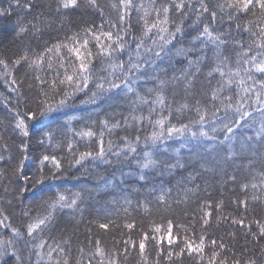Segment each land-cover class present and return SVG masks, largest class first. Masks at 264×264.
<instances>
[{"label":"trees","instance_id":"obj_1","mask_svg":"<svg viewBox=\"0 0 264 264\" xmlns=\"http://www.w3.org/2000/svg\"><path fill=\"white\" fill-rule=\"evenodd\" d=\"M208 1L205 0L206 3ZM179 2L180 0H133V8L129 11L127 18L132 27L131 34L125 37L128 41L126 50L114 54L120 55L121 59L115 57L113 61L117 63L123 61L127 65L129 55L135 57L136 41L133 37L141 35V17L145 10L150 13L148 19L151 20L155 18L152 12L153 6L159 7L167 4L170 6L171 20L179 23L181 19H184L174 8V4ZM223 2L224 0H217L214 8ZM10 3L11 0H0V8H7ZM23 3L24 0H21V4ZM32 3L35 7L31 11L14 7L10 16L0 17V59L8 61L10 70L18 82L23 81L18 84L19 89L24 94L27 106L34 109L37 101L44 98L40 95L39 89L41 87L48 89L47 84L41 85L34 77L40 75L42 79L52 81L56 70L59 69L57 56L48 54L52 56L53 68L48 69L45 66L39 71L28 68L26 63L14 66L11 63L12 60L26 51L32 58L36 53L43 52L58 42L71 46L70 38L74 35L80 41L88 39L89 48L96 53L98 50L95 47V40L85 34V29L91 27L94 31L99 30L100 25L103 24L104 30H108V22L117 21L123 9L119 0H97L98 9L82 3L79 8L62 10L60 13L56 12V0H32ZM184 3L186 7L183 11L189 13L188 18L184 19V32L178 34L173 44L168 46L167 55H164L162 59L152 58L154 62L144 65L140 72L134 74L129 80L134 92L128 93L124 84L121 83L119 89L105 91L103 95L98 96L95 103L81 104L80 100L87 99L85 92L91 95L92 91H96L95 84L99 82L100 77L113 80L121 75L119 69L114 75L111 74L112 69L108 67L109 62L106 57L94 56L91 61L92 81L88 89L79 93L68 106L49 113L30 124L27 152L29 158L24 160V166L20 171H17V168L24 156L20 145L25 138L18 131L13 130L14 114L9 111V108L16 106L18 99V93L10 91V88L17 87V85H11L10 77L5 75L6 70L3 65H0V157H2L0 171L3 172V175H0V210L10 217L8 223L25 233L24 239L20 240L15 248L16 255L20 259L17 260L16 255H12L13 249L10 248L9 255L0 258V264H5V261H8V264H55L57 258L62 260L63 256L58 250L53 253L52 261H49L46 255L47 246L43 249L32 247V243H39L41 237L53 247L59 243L66 249L70 248L71 264H76L77 259H83L87 264L90 258L92 264H97V260L101 259L99 256H93L96 251L97 238L100 240V247L107 254L104 258L105 264L113 252L118 254L116 257L118 264H156L157 260L159 264H207L212 252L210 245L212 239H216L218 243L222 241L231 250L224 251L223 255L239 259H247L251 256L257 260V264H264V257L260 255L258 245L252 241L250 235H246L247 229L231 222V217H246L245 224L253 221L251 223L253 231H258L255 220L264 223V184H262L264 177L261 175L264 173V161L260 155V146L264 145V135L257 136V133L261 132L260 123H264V116L261 115V111H257L260 105L255 103V95L250 94L245 97L246 103L243 110L251 112V116L241 120L239 125L234 123L239 119L235 106L240 97L244 96L242 89L238 86L239 77H233L234 82L230 85L224 84L222 90L217 93V98H212L213 91L220 88L227 77L222 79L217 72H213L211 76L207 75L216 63L213 56L214 46L211 44L203 50L207 58L201 63V70L196 73L190 86L186 88V82L183 79H173L174 76L180 77L185 69L195 72V67H189L188 58L194 59L201 55L199 50L189 52L187 56L183 54L193 47L192 37L197 35L198 30L203 26L199 23L196 27H191L193 21L196 20L199 0H184ZM113 4L117 7L113 8ZM216 9L220 10L218 7ZM229 11L227 7L223 12L219 11L218 17L223 16L224 23H220L218 19L215 28L218 31H224L231 25L229 39L241 40L244 48L232 44L225 47L224 54L229 57V66L224 68L225 72L229 70V67L235 70L238 66L237 60L242 59L243 51L249 45H252V51L248 53V56L261 51L254 47L253 42L256 37L243 30L245 24L248 21H256L257 16L241 14L230 22L227 19ZM41 12L43 16L40 21H35L33 18ZM258 14L259 10H257ZM18 16L24 17V23L28 20L38 23L41 30L37 32L29 26L30 31L18 38L16 36ZM201 19L207 22L208 14L206 13ZM236 23L241 25L240 30L235 28ZM252 30L258 31L255 28ZM145 45L151 46V39H145ZM195 47L199 49V44L197 43ZM237 53L241 56L238 57ZM61 55L65 57V66L68 67L70 73L69 60L74 61L75 58L69 55L66 48L61 49ZM241 66L246 67L242 64ZM59 71L62 78L64 70L59 69ZM241 75L243 76L244 73L242 72ZM252 75L257 83L253 84L252 80H246L245 87L252 86L259 90L258 82L264 80V74L253 71ZM161 80L165 82L162 88L165 105L162 109L159 105L151 103L156 97L155 90L160 89ZM116 82L120 83V80ZM29 85L32 87L30 88ZM107 87L108 85L105 84V88ZM150 88L154 89L151 93L148 91ZM138 97H144L148 102L145 103ZM60 98L59 94H55L50 103L55 104ZM185 104L187 107L182 108ZM228 104H232L233 107L227 108ZM151 107H155V111L151 113L152 123L148 119L133 120V116L149 117ZM197 107L201 109V112L206 111L207 113L202 124L196 112ZM20 108L21 111L25 110L23 102ZM179 109L182 110L178 111ZM216 109L219 111L217 112ZM161 116L168 117L166 127L169 125L179 127L187 124L191 131L199 133L203 129L215 139H207L199 135L192 137L191 131H185L183 134L174 133L171 138L158 141L155 146L149 143L145 147L143 138L150 136L154 130V121ZM104 121H107L109 126L119 122L120 127L109 133L104 127ZM225 124L233 128L232 133L226 131ZM213 128L216 129L215 132L212 131ZM89 129L95 133L94 136L75 135V133ZM49 130L53 132L54 138L51 141L43 138L44 142L41 144L39 141L43 132ZM101 132L104 133L106 149L109 140L113 142V151H118L124 145L122 137L127 136L134 139L136 135H139L141 155L145 150L153 151L154 155L161 159L172 162L179 159L185 167L174 169L170 173L165 171L163 175H160L158 171L145 170L148 179L140 181L135 165L130 167L127 162L123 161L117 163V158L110 153L106 159L111 163H105L103 159L92 158L86 159L80 165L70 163L73 161V155L68 151V142H73V150L77 156L84 151L95 153L98 151ZM225 135L229 137L228 140H225ZM246 137L252 139L249 140ZM240 138L247 141L249 151L237 148ZM230 145L235 155L228 159ZM251 145L257 146L254 149L256 155L252 154ZM43 154L55 155L61 159L62 169L58 172L51 165L46 164L43 183H36L41 176L38 159ZM205 167L211 170L206 171ZM121 172L131 173V175L121 176ZM190 173L192 178H189ZM233 176L234 180L231 179ZM24 177L28 179L25 180ZM252 184H256L257 188H252ZM243 185H248V187L244 188ZM21 188L24 189L22 193ZM189 189L192 191H188ZM76 193L80 194L77 207L61 209L57 206L52 223L42 233L38 231L32 243H26L30 239L26 235L27 223L37 216L46 215L50 210L49 204L56 199L58 194L65 195L70 201L75 198ZM160 195H164V202L158 199ZM253 196L258 199L253 200ZM208 200L212 201V216L209 225L202 228L200 208L202 203ZM220 200H223L224 205L221 210L217 211L215 206ZM241 200H246L247 211L243 205L239 204ZM25 211L29 213L28 216L23 215ZM218 217L221 218L219 222H217ZM223 217H228V219L225 220ZM169 220L173 223L172 234L178 237L177 242L169 246L165 241L163 244L165 251L157 256V248L149 240L146 243L145 261L139 254V240L144 233L151 236L157 225H162L166 229ZM109 221L112 223L109 224L107 230L98 227V223H109ZM127 223H133L134 227L128 229L125 227ZM89 228L91 233L88 232ZM193 233H195L194 236ZM201 234L206 237L203 261L197 253L189 255L187 251L181 256L173 255L171 260L167 258L169 249L179 252L184 246L185 236L195 239L198 243ZM0 238L5 240L12 238L11 230L0 227ZM129 238L135 240L137 246L133 248L130 244L127 245L128 253L125 254L124 241ZM66 239L70 241L69 244L63 243ZM80 248L84 249L83 255L79 251ZM245 248L248 249L247 252H244ZM233 253L236 254L235 257ZM40 254H43V259Z\"/></svg>","mask_w":264,"mask_h":264},{"label":"snow or ice","instance_id":"obj_2","mask_svg":"<svg viewBox=\"0 0 264 264\" xmlns=\"http://www.w3.org/2000/svg\"><path fill=\"white\" fill-rule=\"evenodd\" d=\"M57 7L56 12L60 13L62 10H69L81 7V4L85 6H90L92 8H99L97 0H56ZM120 6H122V11L118 15L117 21H109V29L104 30L103 24L100 25L99 30H93V28L85 29V34L90 35L95 40V47L98 50L96 53H93L91 48H89V40L84 39L80 41L77 36H73L70 39L72 40L71 46L67 43L58 42L53 44L51 47L46 48L43 52L36 53L32 58L29 57L28 52H24L23 55L18 56L17 58L12 60V65L20 66L22 63H26L28 68L42 70L45 66L48 69L53 68V61L52 56L48 54H54L57 56V63L59 64V69H63V76L61 78V74L59 69L56 70L55 77L52 81L44 80L40 77V75H36L34 78L35 80L39 81L41 85L47 84L48 89L45 90L43 87L39 89L40 95L44 98L39 99L37 101L36 108H29L27 106V102L25 101L24 94L20 91L18 84L23 83V81L18 82L15 76L12 74L10 70L9 63L6 59H0V65H3L4 69L6 70L5 75L10 77L11 85H17V87L10 88V91L18 93V99L16 101V106L9 108L14 114V131H18L19 134L24 137V141L20 145V150L24 153L23 159H21L17 171H20L24 166V160H27L29 157L27 155L28 148H29V140H30V124L33 121H38L41 117L46 116L49 113H52L60 108H64L70 104V102L74 101L76 96L81 93L85 92L88 89L89 83L92 81V71H91V61L94 56H101L107 57L110 60L119 52H123L126 50V45L128 41L125 39L126 36L131 34V24L128 22L129 11L133 8V0H119ZM190 7V5H187ZM23 8L25 11H31L35 5L32 3V0H24V3L21 4V0H11V3L7 8H0V17L10 16L12 14L13 8ZM113 8H116L117 5L113 4ZM142 7V6H141ZM186 7L184 0H180L179 3L174 4V8L180 15L186 19L189 16L188 12H184L183 9ZM217 7L223 12L224 8L227 7L230 9L227 19L228 21H233L241 14L247 15L251 14L253 16H257L256 21H248L244 26V31L250 32L253 37H256V40L253 42L255 46L261 51L256 52L254 55L248 56V53L252 51V45H249L247 49L243 51L242 59L237 60V67L233 71L230 67L227 72L224 71L225 67L229 66V57L225 55V47L229 44L239 46L242 49L244 48L243 42L239 39H229L231 36V25L229 28L224 31H218L215 28V24L217 23L218 19L220 23H224V17L219 16L215 10L210 9L209 5L205 2V0H199V8L196 9V20L193 21L191 27H196L197 24L202 23V29L198 30L197 35L192 37V44L193 47L187 49V51L183 52L185 56L188 55L189 52L194 50H199L201 55L196 56L194 59L189 57L188 58V65L189 67H195V72H191L187 69L181 72L180 77H173L174 80L183 79L186 82V88L193 83L196 73H199L201 68V63L207 58L206 53L203 52L205 48L208 47L209 44L214 46L213 56L215 57V66L209 70L207 73L208 76H211L213 72L219 73L221 78L227 77L226 80L223 81L221 87L214 90L212 93V98H217V93L222 90L224 84H232L233 77H239L238 86L242 89L244 96L240 97V100L237 101V105L235 106V111L239 113V119L235 120L234 123L239 125L241 120H245L246 117L251 116V112L243 110L244 104L246 103L245 97L249 96L250 94L255 95V103L260 105V108L257 111H261V115L264 116V80H260L259 83V90H256L252 86L245 87L246 80H252L253 84L257 83L254 80L252 75L253 71L256 73L264 74V0H224L222 4H218ZM102 11V9H100ZM257 10H259V14L257 15ZM152 12L155 14V18L149 20L148 17L150 13L145 10L142 20V30L140 36H134L133 39L136 41L135 45V57L129 55L128 64L125 65L123 61L117 63L115 61L109 63L108 67L112 69V75L115 74L116 70L119 69L121 75L116 77V79L109 80L107 77H100L99 82L95 84L96 91H92L91 95L87 96V99L80 100L81 104L85 103H95L98 96L103 95L105 91H112L115 89H119L121 87V83L124 84L126 91L128 93L134 92V89L131 87L129 80L134 76L135 73L141 71L142 67L146 64H149L152 61V58L162 59L164 55H167L168 46L173 44V41L177 39L178 34H182L184 32V19H181L179 23H176L171 20L170 18V6L167 4L160 5L156 7L155 5L152 8ZM208 14V21L204 22L201 18L204 17L205 14ZM41 16L43 13H38L33 19L37 22L40 21ZM173 25V27H170ZM29 26L31 29L35 31H40L41 29L38 26V23H34L33 20H28L27 23H24V17L18 16L16 22V36L19 38L23 34L30 31ZM235 28L237 30L241 29V25L239 23L235 24ZM255 28L258 31H253L252 29ZM115 30V31H113ZM154 33V35H153ZM145 39H151V46L145 45ZM197 43L199 44V49H196ZM66 48L69 55L73 56L75 59L74 61L69 60V66L71 67V72L69 73L68 67L65 66V57L61 55V49ZM143 49V51H141ZM237 56L240 57L241 54L237 53ZM78 62V63H77ZM244 65L246 67L241 66ZM244 73L242 76L241 73ZM246 77V79H245ZM120 80V83L116 82ZM164 81H160V89L156 91V97L151 102L152 105H159L161 109L165 105V97L162 92V88L164 85ZM105 84L108 85L105 88ZM64 86V87H61ZM31 88L32 85H29ZM151 93L154 89H148ZM55 94L60 95V99L55 103H50L51 100L54 99ZM141 101L147 103L148 101L145 100L144 97H138ZM10 99V98H8ZM230 99V98H229ZM24 103L25 110L21 111L20 104ZM199 103V102H197ZM7 107V103L5 105ZM187 105H183L182 108H186ZM227 108H232V104L226 105ZM182 109H179L180 111ZM155 111V107H151L149 110V117H136L133 116V120L142 121L144 119H148L150 123L151 121V113ZM218 112L219 109H216ZM196 112L199 115V122L202 124L206 118V111L201 112L199 107L196 108ZM215 115V113L213 114ZM168 117L161 116L159 119H156L153 123L154 130L151 132L150 136H146L143 138V143L145 147L151 143L152 146H155L158 141H162L164 139H169L172 135L175 134H183L185 131H191L189 125L182 124L179 127L175 125H166V121ZM127 124V119L125 120ZM104 127L111 133L114 129L120 127L119 122H116L109 126L107 121L103 122ZM131 125H129L130 127ZM224 128L228 133L233 132V128L228 124L224 125ZM158 129V130H156ZM72 131V129H69ZM213 132L216 131L215 128L212 129ZM75 135L84 137H92L95 133L92 130L81 131L75 133ZM192 137H204L207 139H215V137L209 136L207 131L201 129L199 133L196 131H191ZM264 135V123L261 126V132L257 133V136ZM104 133H100V139L98 141L99 147L98 151L93 153L92 151H84L80 152L79 155H76V152L73 150V142L69 141L67 144L68 151L73 155V161L70 163H74L76 165L82 164L88 158L92 159H103L105 163H111L110 160L106 159V156L110 153L112 156L117 158V163L120 162H127L128 165L131 167L135 165L138 169V179L140 181H146L148 179V175L146 174L145 170L149 171H158L160 175H163L165 171L169 173L177 168H184L185 164L177 159L175 162H172L167 159H161L156 157L153 151L145 150L142 152V155L139 152V145L141 143V137L136 135L134 139H130L129 137L125 136L122 137L124 145L120 150L113 151V142L111 140L108 141L107 149L104 146ZM47 138L51 141L54 138V134L51 130L43 132V136L40 139V143L43 144L44 139ZM229 137L225 135V140H228ZM251 140V137H248ZM7 147L6 145L4 146ZM253 149L252 154L256 155L255 148L256 145L250 146ZM261 151H264V145H261ZM178 152V150H177ZM235 155V152L232 150L231 145L229 146V154L228 159H231ZM2 159V157H0ZM251 163V161H249ZM47 165H51L53 169L56 171H61L62 163L61 159H58L55 155H48L43 154L38 159V169L41 173L39 179H37L36 183H43V172L44 168ZM202 167H204L202 165ZM205 170H211L205 167ZM0 175H3V172L0 171ZM131 175V173H124L121 172V176ZM262 177H264V173H261ZM189 178H192V174H189ZM25 180L28 177H24ZM231 179H235V177H231ZM123 183V181H121ZM262 184H264V180H262ZM242 187L247 188L248 185H243ZM252 188H257L256 184H252ZM7 191V188L5 189ZM24 191L23 188L20 189L22 193ZM188 191H192L189 189ZM80 194L76 193L75 198L69 199L63 195L58 194L56 199L49 204V211L46 215L37 216L33 221L27 223L26 225V235L30 238L26 243H32L36 239V233L43 232L45 228H47L52 221L54 220V213L59 208H70L75 209L78 204ZM158 199L161 202H164L165 197L164 195H160ZM187 199V197H185ZM253 200L258 199V197L253 196ZM236 203V201H233ZM240 205H243L245 211H247V202L246 200L239 201ZM224 202L220 200L216 203V210L219 211L223 208ZM212 201H204L201 205V227L206 228L210 223V217L212 216ZM24 216H28L29 213L25 211L23 213ZM10 217L4 215L2 210H0V227L5 229H10L12 233V238L7 240L0 238V258L9 255V249H13L12 255H16L15 248L16 244L24 239L25 233L22 232L19 228L14 227L12 224L8 223ZM221 218L218 217L217 222H219ZM223 219L227 220L228 217H223ZM246 217H231L232 224L240 225L247 229L246 235H250L252 237V241L258 245L260 250V255L264 257V223H261L259 220H255L254 223L257 225L258 231H253L251 229V223L253 221H249L248 224H245ZM109 223H98V227L100 229L107 230L109 228ZM128 229H132L134 227L133 223H127L125 225ZM163 229V230H162ZM173 223L171 220L167 222L166 229L163 228L162 225H157L153 229V234L149 236L148 233H144L142 238L139 240L138 248L139 254L142 259L146 261L145 256V249L146 243L151 240L156 248H157V256H160L165 251L163 248V244L166 241L169 246L173 245L177 242L178 237L173 236L172 234ZM88 232L91 233V229H88ZM195 233H193V236ZM235 235L234 233L232 234ZM184 246L180 248L179 252H173L171 249L167 251V258L169 260L172 259L173 255L181 256L185 251L188 252L189 255L192 253H197L203 261L205 247H206V237L204 234L199 236V241L195 239L189 238L185 236L183 238ZM91 242V241H90ZM64 244H69V240H64ZM125 248L124 253H128L127 245H131L133 248L137 246V242L135 240L124 241ZM96 251L93 253V256H99L101 259L97 260V264H105V257L106 253L103 248L100 247V240L97 238L95 241ZM210 245L212 247L211 256L207 261V264H257V260L249 256L247 259H239V258H230L226 255H223L224 251H231L228 249V246L221 242H217L216 239H212L210 241ZM45 246L48 247L47 257L49 261L53 259V253L57 250L59 254L63 256V259L57 258L55 260V264H71L70 262V248L66 249L62 247L59 243L55 244V247L52 244H49L48 241L44 240L42 237L39 240V243H32V247L43 249ZM80 253L83 255L84 249H79ZM248 249L245 248L244 252H247ZM41 255V259H43V254ZM117 253L113 252V254L107 258V264H118L117 260ZM235 253H233V257H235ZM9 259L11 257L9 256ZM16 259L19 260L20 257L16 255ZM125 259H127V255H125ZM5 264H8V261H5ZM76 264H85L83 259H77ZM87 264H92V259H88ZM156 264H159V261H156Z\"/></svg>","mask_w":264,"mask_h":264},{"label":"bare ground","instance_id":"obj_3","mask_svg":"<svg viewBox=\"0 0 264 264\" xmlns=\"http://www.w3.org/2000/svg\"><path fill=\"white\" fill-rule=\"evenodd\" d=\"M216 3H217V0H209L207 4L209 5L210 9L217 11V13H218V15H219V11H220V10L216 9L217 7L214 8V6H215ZM254 47H256V46L254 45ZM115 57H116L117 59H121L120 55H119V56L114 55V56L112 57L111 60H110L109 58H107V57H106V58H107L108 62L111 63ZM77 63H78V62H77ZM260 125H262V123H260ZM241 137H242V136H241ZM246 138L248 139V137H246ZM246 144L248 145L247 141L245 140L244 145L246 146Z\"/></svg>","mask_w":264,"mask_h":264},{"label":"rangeland","instance_id":"obj_4","mask_svg":"<svg viewBox=\"0 0 264 264\" xmlns=\"http://www.w3.org/2000/svg\"><path fill=\"white\" fill-rule=\"evenodd\" d=\"M239 142L237 143V148L238 149H240V150H242V151H249V148H248V146L246 145H244V143H245V140L243 139V138H240L239 140H238ZM260 155H261V157H262V159H263V161H264V151H260ZM261 159V160H262Z\"/></svg>","mask_w":264,"mask_h":264}]
</instances>
